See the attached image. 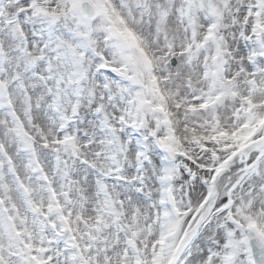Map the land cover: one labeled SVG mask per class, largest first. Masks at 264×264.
Segmentation results:
<instances>
[{
    "label": "snow or ice",
    "instance_id": "snow-or-ice-1",
    "mask_svg": "<svg viewBox=\"0 0 264 264\" xmlns=\"http://www.w3.org/2000/svg\"><path fill=\"white\" fill-rule=\"evenodd\" d=\"M0 264H264V0H0Z\"/></svg>",
    "mask_w": 264,
    "mask_h": 264
}]
</instances>
